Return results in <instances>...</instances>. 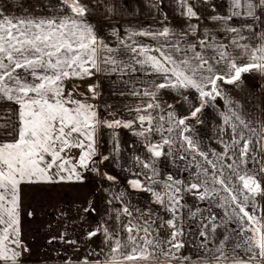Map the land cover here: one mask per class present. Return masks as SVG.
Listing matches in <instances>:
<instances>
[{
	"label": "snow or ice",
	"instance_id": "snow-or-ice-1",
	"mask_svg": "<svg viewBox=\"0 0 264 264\" xmlns=\"http://www.w3.org/2000/svg\"><path fill=\"white\" fill-rule=\"evenodd\" d=\"M249 77L264 0H0V264L32 255V187L65 188L41 208L52 264H264ZM92 178L99 202L69 194Z\"/></svg>",
	"mask_w": 264,
	"mask_h": 264
},
{
	"label": "crops",
	"instance_id": "crops-1",
	"mask_svg": "<svg viewBox=\"0 0 264 264\" xmlns=\"http://www.w3.org/2000/svg\"><path fill=\"white\" fill-rule=\"evenodd\" d=\"M146 19L147 13H145ZM175 22V21H173ZM135 23V22H134ZM127 26V25H125ZM259 82L261 87L255 90L258 102L262 107H264V99L262 97L264 92V80L253 81L251 77L248 78L249 85ZM107 95V91L105 94ZM109 98V97H108ZM111 102V101H110ZM205 134L211 131L210 127H205L202 129ZM102 139H107L103 137ZM112 167V174H119V179L121 181L118 187H127L126 179L130 178L126 172H122L118 167L109 163ZM99 183V178H92L91 184L87 186H81L79 189L73 191L68 190L69 194L75 196L77 199L83 200L90 196L91 193L95 192L97 194V202H99V192L97 189V184ZM65 191L64 187H60L52 190L51 192H45L38 187L26 188L24 191V207L28 209L29 206L36 210V216L33 219H28L25 217L23 224L24 239L27 241L32 249V255L25 257V264H52V261L48 257L52 254V246L45 247L47 239L50 235L55 234L54 229L56 228L55 222L52 220L50 215L45 214L41 211L42 207H47L51 204L57 203ZM143 194H135L134 199L143 202ZM54 211V210H53ZM52 224V229H49L48 225Z\"/></svg>",
	"mask_w": 264,
	"mask_h": 264
},
{
	"label": "rangeland",
	"instance_id": "rangeland-1",
	"mask_svg": "<svg viewBox=\"0 0 264 264\" xmlns=\"http://www.w3.org/2000/svg\"><path fill=\"white\" fill-rule=\"evenodd\" d=\"M82 90H83V88H82ZM262 93H263L262 97L264 99V92H262ZM105 99L106 100H109L108 96L105 95ZM110 101L111 100H109V102ZM101 171L102 172H105L106 171V172L112 173V167L109 165V163L106 162L104 165L101 166Z\"/></svg>",
	"mask_w": 264,
	"mask_h": 264
}]
</instances>
